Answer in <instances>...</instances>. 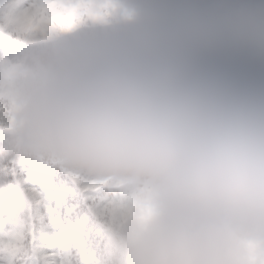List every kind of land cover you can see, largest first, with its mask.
<instances>
[{
    "label": "clouds",
    "instance_id": "9594fccd",
    "mask_svg": "<svg viewBox=\"0 0 264 264\" xmlns=\"http://www.w3.org/2000/svg\"><path fill=\"white\" fill-rule=\"evenodd\" d=\"M53 168L139 194L127 264H264V0H0V264Z\"/></svg>",
    "mask_w": 264,
    "mask_h": 264
},
{
    "label": "trees",
    "instance_id": "16d2710c",
    "mask_svg": "<svg viewBox=\"0 0 264 264\" xmlns=\"http://www.w3.org/2000/svg\"><path fill=\"white\" fill-rule=\"evenodd\" d=\"M14 2V0H12ZM21 169L13 174L17 177V184L24 185V179L32 177L29 172ZM28 171V170H27ZM75 171L53 168L41 174L47 179L49 198L29 187L28 192L34 202L47 210L54 211L55 195L53 188L59 187L72 193L69 205H76L74 210L65 211L69 219L63 238L69 250V264H86L92 260L96 264H127L125 252L128 244L127 226L134 220L143 219L147 209L143 204L138 207L131 204L129 191L123 186L94 184L88 177L72 178ZM114 180H111V182ZM92 189L93 197H88V190ZM52 223L49 221V224ZM44 223L38 228L29 227L27 231L20 229L16 242L17 251H27L30 255H37L40 261H54L61 264L62 247L60 252L52 251L48 246L37 243L38 233L51 238L61 236L60 232H47ZM80 228L82 239L76 237V228Z\"/></svg>",
    "mask_w": 264,
    "mask_h": 264
},
{
    "label": "snow or ice",
    "instance_id": "6c2138e0",
    "mask_svg": "<svg viewBox=\"0 0 264 264\" xmlns=\"http://www.w3.org/2000/svg\"><path fill=\"white\" fill-rule=\"evenodd\" d=\"M35 182L40 185L44 182L42 177H36ZM53 194L55 195V200L53 201L54 211L47 213L44 219V224L48 227L45 229L47 232H60L61 236L56 238H51L42 233H38L37 243L42 246H48L54 252H60L61 246L66 244L67 241L63 239L66 226L69 219H74L73 217L66 216L65 211L72 196V193L66 191L63 188L54 187ZM49 221L52 223L49 224ZM23 264H55L54 261H39L36 255H30L26 258Z\"/></svg>",
    "mask_w": 264,
    "mask_h": 264
},
{
    "label": "rangeland",
    "instance_id": "374dc122",
    "mask_svg": "<svg viewBox=\"0 0 264 264\" xmlns=\"http://www.w3.org/2000/svg\"><path fill=\"white\" fill-rule=\"evenodd\" d=\"M135 193L138 195V193L135 191ZM7 221L4 220V219H0V225H3L4 223H6ZM19 231V228L15 229L11 234H13L14 236H17V232ZM5 242L3 240H0V244H4ZM7 246L11 249H13V244H12V241L10 243L7 244ZM14 250V249H13ZM66 255H63V261L64 263L63 264H66ZM89 264H92V263H89Z\"/></svg>",
    "mask_w": 264,
    "mask_h": 264
}]
</instances>
